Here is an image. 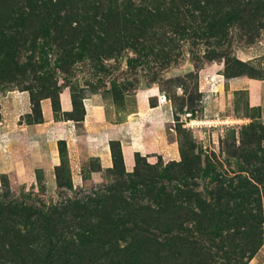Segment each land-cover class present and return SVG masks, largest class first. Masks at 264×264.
Masks as SVG:
<instances>
[{"label":"rangeland","instance_id":"rangeland-1","mask_svg":"<svg viewBox=\"0 0 264 264\" xmlns=\"http://www.w3.org/2000/svg\"><path fill=\"white\" fill-rule=\"evenodd\" d=\"M253 88L264 0H0V264H264ZM45 99L60 127L25 139ZM89 111L126 123L130 167L88 153ZM40 144L59 165L20 181Z\"/></svg>","mask_w":264,"mask_h":264},{"label":"crops","instance_id":"crops-1","mask_svg":"<svg viewBox=\"0 0 264 264\" xmlns=\"http://www.w3.org/2000/svg\"><path fill=\"white\" fill-rule=\"evenodd\" d=\"M251 93H260V99L258 103H261L264 101V89H259L258 91L254 88L251 89ZM22 99L24 101H27V97L25 94L22 95ZM10 103V125L12 130L14 131V134H18L20 122L17 115L18 108L15 107V103L12 101V99H9ZM42 108H43V116L44 120L38 124L35 125H25V139L30 136V138H33V140L38 141L41 143V136L44 134V130L53 128L54 125L60 127V122H58L55 118V111L53 110L52 102L48 99L43 100L42 102ZM86 123L90 131V140H88V143L90 147L87 149L88 153L99 159V161L102 164V167L104 168H111L114 165V155H113V148L112 143L115 140H119L122 142V152L124 157V162L127 165V167H130L133 163V149L127 147V139L126 134L124 133L126 128V123H123V125H115L112 124L106 117L103 118V116L99 113H94L89 111L86 116ZM122 129V134H120ZM0 129V133L2 132ZM43 134V135H42ZM14 142H16V138L13 139V147ZM40 144L39 148H33L31 147L32 153H30L29 150L24 149L25 151L22 153L17 148V154L14 155V161L11 164V171L17 173L19 180L22 182L26 181H32L36 180L34 179L35 176L38 174V170L45 169L46 171L52 170V168H55L59 165V160L56 156L55 150H51L46 145ZM129 148V149H128ZM14 149V148H13ZM20 157H22L20 161ZM34 158V160H32ZM38 161H35V160ZM42 160V161H40ZM8 171V167H2L0 165V181L2 180L1 176L5 174Z\"/></svg>","mask_w":264,"mask_h":264},{"label":"trees","instance_id":"trees-1","mask_svg":"<svg viewBox=\"0 0 264 264\" xmlns=\"http://www.w3.org/2000/svg\"><path fill=\"white\" fill-rule=\"evenodd\" d=\"M1 206V205H0ZM245 219H249V217L247 216V217H244ZM1 222H2V220H0V224H1ZM4 235V234H3ZM2 234H1V232H0V237H2L3 236Z\"/></svg>","mask_w":264,"mask_h":264},{"label":"bare ground","instance_id":"bare-ground-1","mask_svg":"<svg viewBox=\"0 0 264 264\" xmlns=\"http://www.w3.org/2000/svg\"><path fill=\"white\" fill-rule=\"evenodd\" d=\"M12 94V93H11ZM65 100V99H64ZM89 101V100H88ZM66 102V101H65ZM66 104H64V106H65ZM71 106V105H70ZM68 109V108H67ZM78 138V137H77ZM128 147V146H127ZM132 147V146H131ZM129 149V148H128Z\"/></svg>","mask_w":264,"mask_h":264}]
</instances>
